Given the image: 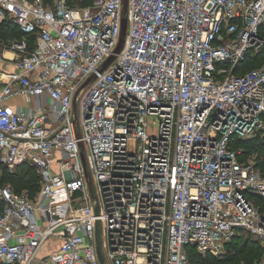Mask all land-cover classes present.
<instances>
[{
	"label": "built area",
	"instance_id": "1",
	"mask_svg": "<svg viewBox=\"0 0 264 264\" xmlns=\"http://www.w3.org/2000/svg\"><path fill=\"white\" fill-rule=\"evenodd\" d=\"M124 16L99 73L122 0H0L23 35L0 39V166L39 177L33 199L0 185V264H100L96 223L104 264L224 259L241 231L264 249V173L231 147L264 139V63L235 74L264 46V0H127Z\"/></svg>",
	"mask_w": 264,
	"mask_h": 264
},
{
	"label": "trees",
	"instance_id": "2",
	"mask_svg": "<svg viewBox=\"0 0 264 264\" xmlns=\"http://www.w3.org/2000/svg\"><path fill=\"white\" fill-rule=\"evenodd\" d=\"M68 5L71 7H75L74 0H67ZM91 0H81V4L83 6L89 5ZM22 33L18 31L15 27L7 23L0 24V39L7 40V39H20L22 37ZM27 39L30 45V48H33L34 36L27 35ZM264 63V46L262 50L257 55H247L244 61L241 63L239 67L236 68L235 74L240 75L244 72H247L251 69L259 67L261 64ZM231 147L233 149H242L243 155L240 156L241 161H246L250 159V154L256 153L257 158H255V166L260 169L264 173V139L260 138L257 135L254 138H250L247 140H234L231 142ZM17 171L10 174L9 178L10 181L13 182L14 190L17 193L26 190H38L39 189V177L35 170V168L29 164H22L21 166L16 168ZM36 174V175H35ZM0 176V181L1 178ZM0 185H4L0 183ZM37 192V191H36ZM259 247V248H258ZM262 253L261 247L255 243L250 237L243 238L241 235L239 237L234 238L228 245H227V255L224 259H217L211 257L209 255H201L195 251L192 247H186V255L189 264H217V263H234L233 261L237 260L240 257L246 264H249L250 257L256 258L260 256Z\"/></svg>",
	"mask_w": 264,
	"mask_h": 264
},
{
	"label": "water",
	"instance_id": "3",
	"mask_svg": "<svg viewBox=\"0 0 264 264\" xmlns=\"http://www.w3.org/2000/svg\"><path fill=\"white\" fill-rule=\"evenodd\" d=\"M126 8H127V0H122L123 17H122V23H121V34H120L119 42H118V45H117L116 49L114 50V55H112L101 66V68L98 70L99 73H101L102 71H104L108 67V65L115 59V55H117L121 51V49L123 47V43H124V39H125V35H126V17L124 16L125 13H126ZM94 77H95V75H93L91 78H89V80L86 82V84L90 83L94 79ZM73 107L75 108V103L73 104ZM80 148H81V158H82L84 171H85L86 177H87L88 182H89L90 191L93 194L94 188H93V184H92V181H91V178H90V174H89V171H88V166H87L86 157H85V154H84L83 144H81V143H80ZM94 211H95V213H98V208L95 207ZM96 249H97V255H98L100 264H104L105 260H104V255L102 253L101 243H100L99 223H96Z\"/></svg>",
	"mask_w": 264,
	"mask_h": 264
},
{
	"label": "rangeland",
	"instance_id": "4",
	"mask_svg": "<svg viewBox=\"0 0 264 264\" xmlns=\"http://www.w3.org/2000/svg\"><path fill=\"white\" fill-rule=\"evenodd\" d=\"M74 1H75V7H84L83 4H81V0H74ZM85 6L88 7L89 5H85ZM250 155H251L250 156V160L254 161L255 158H257V154L256 153H253V154H250ZM16 171H17V169H14V172H16ZM10 174H12V173H10L8 170H5V168L0 166V176L3 175V177L1 178L0 183L5 184V185H11L13 187L14 186L13 182L10 181V179H8L10 177L9 176ZM23 191H26V190H23ZM36 191L35 190H29V192L26 191V193L29 195V197H31L33 199L35 194H36ZM241 232H242V234H241L242 239L246 238V237H249V236L246 235V234H248L247 232H245V231H241ZM55 246L56 245L53 244V247H55ZM261 250H262V253H261L260 256H257L256 258H252L251 256H249L250 257L249 258L250 259L249 264H261V263L264 264V249L261 247ZM233 262H234L233 264H246V262L242 260L241 255H240L239 258H237V260H235ZM187 264H189L188 263V259H187ZM217 264H228V263H223V262L220 263L219 262ZM230 264H232V263H230Z\"/></svg>",
	"mask_w": 264,
	"mask_h": 264
},
{
	"label": "crops",
	"instance_id": "5",
	"mask_svg": "<svg viewBox=\"0 0 264 264\" xmlns=\"http://www.w3.org/2000/svg\"><path fill=\"white\" fill-rule=\"evenodd\" d=\"M1 55V52H0ZM6 59H3L0 61V86H2L4 84V82L7 80L8 78V74H13L15 73V67H14V63L8 61L7 59L10 58V54H4ZM4 104L7 106H11L13 108L16 107H26L27 105L25 104V101L22 97H14V98H10L4 101ZM55 249V248H54ZM52 249V250H54ZM48 251V248H46L45 252Z\"/></svg>",
	"mask_w": 264,
	"mask_h": 264
}]
</instances>
